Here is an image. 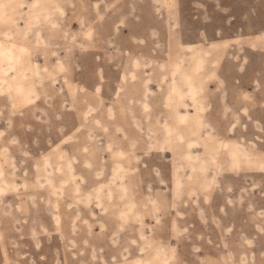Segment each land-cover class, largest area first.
<instances>
[{"label":"rangeland","instance_id":"1","mask_svg":"<svg viewBox=\"0 0 264 264\" xmlns=\"http://www.w3.org/2000/svg\"><path fill=\"white\" fill-rule=\"evenodd\" d=\"M0 264H264V0H0Z\"/></svg>","mask_w":264,"mask_h":264}]
</instances>
